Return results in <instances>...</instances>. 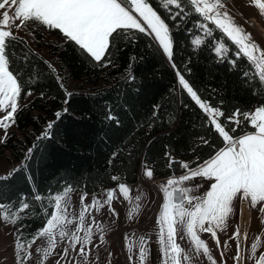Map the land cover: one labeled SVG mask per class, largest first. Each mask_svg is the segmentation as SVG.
<instances>
[{
  "label": "trees",
  "instance_id": "trees-1",
  "mask_svg": "<svg viewBox=\"0 0 264 264\" xmlns=\"http://www.w3.org/2000/svg\"><path fill=\"white\" fill-rule=\"evenodd\" d=\"M151 3L158 6L160 0ZM158 10L172 27L169 12ZM198 19V15L190 14L179 30L172 28L174 60L182 71L185 66L191 68L190 74L185 72L186 79L210 103L222 99L226 113L264 105V87L252 64L241 57L232 67L226 61L234 58L237 47L219 30L205 38L195 26ZM135 35L132 43L121 38L113 44L109 56L112 63L107 66L74 48L58 30L39 23L30 30L28 39L19 36L21 40L11 45L10 70L19 74L23 91L14 128L0 143V154L9 151V160L17 163L14 169L20 170L11 179L0 180V201L6 204L9 220L18 217L13 224L16 239L19 231L22 241L28 242L44 226L52 211L49 192H62L69 184L74 189L71 192L90 193L132 183L145 165L153 169L154 177H169L185 170L179 164L169 168L165 152L176 161L192 162L198 156L202 161L223 146L221 138L206 126L203 112L180 90L171 63L156 42L145 34ZM196 36L209 42L195 50L191 41ZM221 43L229 48L225 61L213 48ZM131 56L137 59L129 68ZM245 71L250 73L248 77L242 75ZM57 73L63 89L55 79ZM129 75L135 80H129ZM72 82L81 83L69 89ZM66 92L72 95L66 97ZM153 105L159 106L155 115ZM58 111L62 115L56 120ZM109 114L119 124L107 119ZM54 120L51 139L37 141L47 123ZM252 130L245 123L236 134ZM34 144L38 146L31 159H26L27 150ZM113 152L118 155L110 164ZM113 176L120 179L113 181ZM35 191L45 199L35 201ZM21 195L30 204L24 212L19 211Z\"/></svg>",
  "mask_w": 264,
  "mask_h": 264
},
{
  "label": "snow or ice",
  "instance_id": "snow-or-ice-1",
  "mask_svg": "<svg viewBox=\"0 0 264 264\" xmlns=\"http://www.w3.org/2000/svg\"><path fill=\"white\" fill-rule=\"evenodd\" d=\"M264 14V2L253 0ZM158 8L169 12L168 20L173 21L172 27L166 22ZM196 14L199 19L195 26L202 30V35L207 38L213 35L214 29L219 30L237 46L234 58L227 60L232 67L237 65L241 57H246L250 64L254 65L259 71L255 73L261 87H264V49L253 41L251 33H247L237 25L229 13L225 10V5L221 0H160L158 6H154L151 0H0V129L4 130L3 143L7 138V129L15 124L18 113V102L23 91L19 74L10 70L12 59L10 47L21 38L15 35L21 28L27 27L29 22H38L48 29L58 30L63 34V38L74 48L88 56L97 64L107 66L112 61L109 59L110 50L113 44L121 38H127L129 43L136 40L135 34H145L156 42L158 49L166 56L171 63L177 78L180 90L186 93L191 101L203 112L206 117V126L221 138L223 146L215 150L207 159L184 162L176 161L170 152H165L168 160V167L179 164L185 170L184 174L167 179L166 184L160 186L164 194V202L157 218L159 231L156 234V244L154 248L151 238L139 237L138 245L134 246L128 257L130 264H183L191 260V257L177 243V237L183 239L186 235L192 244L193 254H202L208 258L212 264H216L206 240L201 239V233H209L211 239L215 241L216 247L220 248L221 242L217 231H223L227 226L229 218L234 213V202H247L251 207L257 208L260 214H264V105L257 106L254 111H242L236 108L234 111L226 113L224 101L221 99L217 104L210 103L203 96V93L194 87L186 79L185 72L191 73V68L185 66L184 71L177 66L174 60V47L172 28L179 30L182 21L190 14ZM179 18V19H178ZM214 26V28L212 27ZM22 42V41H21ZM209 41L196 36L191 44L195 50L206 46ZM214 51L221 61H225V53L229 52L223 43L219 47L213 45ZM136 57H130L129 68L136 62ZM142 59V58H141ZM47 63V62H45ZM49 68L55 69L49 64ZM244 77L250 75L245 71ZM61 89L64 88L62 78L57 73L55 76ZM129 80H135V76L129 75ZM215 91V90H214ZM31 91L27 95H31ZM44 93L41 92V97ZM66 97L71 93H65ZM67 103V100L65 101ZM158 105H153V115L158 110ZM187 107V105H183ZM66 111V109H65ZM61 112H56V120L61 117ZM109 120L119 121L116 117L109 114ZM56 120L49 121L45 129L36 138L37 141L51 139L52 129ZM248 124L253 130L244 131L237 135V129L243 124ZM205 145L208 140H203ZM27 150L26 159H31L36 147ZM195 152V149H193ZM113 152L112 158L117 157ZM194 165V166H193ZM20 169H14L0 180L11 179ZM149 179L153 177V169L145 165L143 173ZM27 177L31 181V174ZM113 181H118V176L111 177ZM198 181L194 185L185 186L186 182ZM120 194L127 200L130 199V189L125 183H119ZM203 190L199 195H193L194 191ZM74 189L69 184L62 192L51 193L49 196L52 211L44 226L37 230L32 239L24 242L21 233L17 232L16 257L18 264H25L31 259L30 249L38 238H47L48 247L43 250L37 248L36 253L41 256V262L46 260L51 252L57 247V234L60 241H67L68 246L63 249V253L56 264H61V260L67 261L69 251L77 250V255L83 260L84 264H89L88 246L93 243V224L85 226V216L91 210L99 211L104 205H108V211L114 216L118 215L111 206L116 198V189L107 190V199L100 201L93 198L90 204H85L87 198L85 192L80 197L81 210L78 217L69 219V194ZM35 201L45 199L38 191L33 193ZM27 197L21 195L19 198V211L24 212L30 208ZM138 202L141 197L136 196ZM139 207V204L137 205ZM6 207L0 201V211ZM47 213V209H44ZM5 222H9V216H3ZM17 218H13L11 223L15 224ZM76 223L75 231H67V226ZM102 233L103 229H99ZM82 233V235H81ZM183 233V235H181ZM99 239L103 241L101 234ZM231 239L236 241L237 264H243L244 246L241 238V230L237 226L232 233ZM247 233L243 234L246 241ZM129 237L125 234V241ZM260 238L257 237L250 248L248 259L255 260V264H264V252H261L258 259L256 251L259 247ZM228 241H224L227 248ZM23 253V255H21ZM134 253V255L132 254ZM111 255V253H109ZM223 259L224 252L220 253Z\"/></svg>",
  "mask_w": 264,
  "mask_h": 264
},
{
  "label": "rangeland",
  "instance_id": "rangeland-1",
  "mask_svg": "<svg viewBox=\"0 0 264 264\" xmlns=\"http://www.w3.org/2000/svg\"><path fill=\"white\" fill-rule=\"evenodd\" d=\"M221 2L225 5V10L229 13V15L232 17L234 22L239 25L241 28L244 29L245 32L251 33L253 41H255L256 44L259 45L261 49H264V34H261L257 31V23L255 21H258L263 27H264V14L261 13L258 5H256L253 0H221ZM261 2H264V0H261ZM38 22H29L27 27L21 28L18 32H15L14 34L17 36H22L25 38H29V32L30 30L37 24ZM237 47V46H236ZM45 54V51L42 52ZM256 72L259 70L255 68L254 65H252ZM81 82H72L68 85L69 89L75 88L78 86ZM255 110V109H254ZM253 110V111H254ZM4 113H0V115H3ZM14 128V124L7 129V135L11 131V129ZM4 130L0 129V139H4ZM10 155L9 151H6L3 154H0V177L6 176L12 168L17 166L16 162H13L9 160L8 156ZM145 171V168H141L139 171V176L137 178L136 182L133 183H125L128 188L130 189V199H127L128 201L132 203H138L140 206H143L144 210H150V220L147 222V224H152L153 221L158 218L159 213L162 208V204L164 202L163 196L160 194V197H158L157 191L161 193L160 186L162 183L155 181V177H152L149 179L147 176H145L143 173ZM167 181H164V184H166ZM109 189H116V198L112 201V207H116V202L127 201L119 192L118 186H111L104 189H100L95 192L87 193V198L85 199V204H90L92 202L93 198H97L100 201H104L107 199V190ZM74 193V192H71ZM85 192H80L76 194H71L72 196H79L78 199H76V206L78 208L81 207L80 204V197ZM136 196H140L141 199L138 202L135 198ZM108 211V205H104V207L100 208L99 211ZM96 210V209H95ZM97 211V210H96ZM5 213L4 209L0 211L1 213ZM237 226H239L241 230V238L242 243L244 246V250L242 252V255L244 257L243 264H255V260L248 259L250 255V248L253 241L259 237V247L256 251V258L258 259L261 252H264V214H260L257 210V208L251 207L247 202H240L235 201L234 202V213L229 218L227 222V226L224 228L223 231H217V235L220 239L221 246L220 248L216 247L215 241L211 239V235L209 233H201V239H204L208 243V247L211 251V254L213 258L216 261V264H237V261L235 259L236 256V241L231 239L232 233L236 230ZM145 229H148L145 227ZM159 228L153 229L150 228L149 232H155V236L153 235H147L146 237L151 238V244L152 242H155V248L158 247L156 244V234L158 233ZM247 233V239L246 241L243 240V234ZM183 235V233H181ZM228 241L227 248L224 247V241ZM177 243L180 244V246L185 249V251L188 253V255L191 257L190 262L185 261L183 264H212L211 261L208 260L207 257H205L202 252L200 254H193L191 251L192 244L189 241L188 237L185 235L183 239H180L179 236L177 237ZM224 252L223 259H221L220 253ZM156 264H160V261L157 260Z\"/></svg>",
  "mask_w": 264,
  "mask_h": 264
},
{
  "label": "crops",
  "instance_id": "crops-1",
  "mask_svg": "<svg viewBox=\"0 0 264 264\" xmlns=\"http://www.w3.org/2000/svg\"><path fill=\"white\" fill-rule=\"evenodd\" d=\"M260 27V30H257L261 34H264V27L258 22L255 21ZM255 109V108H254ZM250 110L249 112L253 111ZM15 168V167H14ZM12 168V170L14 169ZM11 170V171H12ZM10 171V172H11ZM9 172V173H10ZM154 177V176H153ZM167 177L158 178L155 177V181H158L164 184V181H167ZM137 181V180H136ZM135 181V182H136ZM133 183V182H132ZM118 186V185H115ZM185 186H188L186 183ZM203 190H200V193ZM80 193V192H79ZM158 197L160 194L164 198V194L161 191H157ZM76 193L69 194V219L79 216L81 207L76 206V199L79 196L71 195ZM138 203H132L130 201H121L116 202V207H113L118 215H113L111 212L106 211H96L95 209L91 210L90 214L85 216V226L88 224H93V218L95 223L93 224V243L88 246L86 251H89V264H130L128 259L131 250L134 246L138 245L139 237L153 235L155 232H149L150 228L156 229L159 228L157 225V218L153 221L152 224H147L150 220V209L144 210L143 206H137ZM5 213L0 214V264H18L16 257V237H15V228L11 220L5 222L3 216ZM77 224L73 223L67 226V231H75ZM147 227L148 229H145ZM99 229H103L101 233ZM103 235L104 239L101 241L99 239L100 235ZM125 234L128 235L129 240L125 241ZM82 235V233H81ZM57 247L51 252V255L48 256L46 260L41 262V256L36 253V249H41V254L43 250L48 247V239L38 238L34 244H32L30 249H26L32 253L31 259L26 261L25 264H56V261L60 259L63 249L68 246L67 241H60L57 234ZM152 246L155 248V242H152ZM78 246L76 251H69V258L67 261L61 260V264H84L83 260L77 255ZM111 253V255H109ZM134 255V253H132ZM23 255V253H21ZM135 259V255H134ZM135 264H139L136 260ZM148 264H151L149 260Z\"/></svg>",
  "mask_w": 264,
  "mask_h": 264
},
{
  "label": "built area",
  "instance_id": "built-area-1",
  "mask_svg": "<svg viewBox=\"0 0 264 264\" xmlns=\"http://www.w3.org/2000/svg\"><path fill=\"white\" fill-rule=\"evenodd\" d=\"M184 174V172L183 173H179V174H173V175H171V176H169V177H167V178H171V177H179V176H181V175H183ZM198 181H192V182H186V183H188V186H191V185H194L195 183H197ZM199 193H200V190H198V191H194L192 194L193 195H199Z\"/></svg>",
  "mask_w": 264,
  "mask_h": 264
},
{
  "label": "bare ground",
  "instance_id": "bare-ground-1",
  "mask_svg": "<svg viewBox=\"0 0 264 264\" xmlns=\"http://www.w3.org/2000/svg\"><path fill=\"white\" fill-rule=\"evenodd\" d=\"M256 28H257V30H260V27H259L258 25H257V27H256Z\"/></svg>",
  "mask_w": 264,
  "mask_h": 264
}]
</instances>
